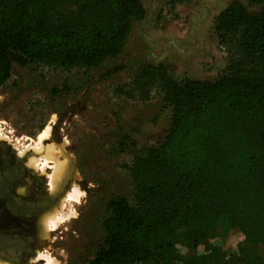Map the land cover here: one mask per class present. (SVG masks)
Wrapping results in <instances>:
<instances>
[{"label":"trees","instance_id":"obj_1","mask_svg":"<svg viewBox=\"0 0 264 264\" xmlns=\"http://www.w3.org/2000/svg\"><path fill=\"white\" fill-rule=\"evenodd\" d=\"M150 0H0V88L12 64L92 70L124 50ZM190 0H168L171 7ZM231 3L215 19L229 56L213 81H176L144 65L129 91H158L170 110L164 139L133 158L131 194L108 202L104 241L86 264H170L177 246L239 241L231 257L209 247L186 264H264V0Z\"/></svg>","mask_w":264,"mask_h":264},{"label":"rangeland","instance_id":"obj_2","mask_svg":"<svg viewBox=\"0 0 264 264\" xmlns=\"http://www.w3.org/2000/svg\"><path fill=\"white\" fill-rule=\"evenodd\" d=\"M233 2L249 13L262 8L249 6L247 0H190L175 7L168 0H150L143 3L145 18L132 25L121 55L96 69L12 64L11 78L0 88V139L18 154L27 149V162L38 158L33 171L47 176L49 184L51 164L42 173V158L32 148L39 133L51 125L50 140L43 145L61 147L60 160L66 158L71 166L66 193L73 183L84 192L81 203L74 205L76 217L48 233L32 263L46 264L40 254L57 264H86L92 259L104 241L106 205L131 194L127 167L164 139L170 122V110L158 91L145 101L132 96L134 75L141 66L163 65L176 81L217 79L229 56L217 44L214 22ZM238 236L232 231L225 239L200 242L194 249L177 246V259L170 264L207 255L209 247L231 257ZM256 253L264 258L263 249Z\"/></svg>","mask_w":264,"mask_h":264},{"label":"flooded vegetation","instance_id":"obj_3","mask_svg":"<svg viewBox=\"0 0 264 264\" xmlns=\"http://www.w3.org/2000/svg\"><path fill=\"white\" fill-rule=\"evenodd\" d=\"M27 158L0 139V258L10 264L32 263L42 239V217L58 204L61 190L49 189L48 177L26 165ZM39 262V261H38Z\"/></svg>","mask_w":264,"mask_h":264},{"label":"bare ground","instance_id":"obj_4","mask_svg":"<svg viewBox=\"0 0 264 264\" xmlns=\"http://www.w3.org/2000/svg\"><path fill=\"white\" fill-rule=\"evenodd\" d=\"M50 134L51 125H48L42 132L39 133L37 137V144L32 149L35 155H40L42 158L43 163L40 167L42 173L44 172V168L48 166V164H51L52 172L49 176V189L51 191H57L65 184L69 176L71 166L66 158L60 160L59 157L63 153L61 147H57L55 145H43V141L48 140L50 138ZM27 153V149H24L18 155L19 157H25ZM38 164V158H32L29 162H27L28 167L32 170L36 169ZM64 195L65 196L62 197L58 206H56L52 211L50 210V212L45 214L41 219L40 223L42 224L41 226H43L41 237L43 239L48 237L49 232L58 230L60 227L64 226L76 217L74 205H79L81 203V199L84 197V192L79 189V186L76 183H73L70 190ZM38 258H43L46 264H57V261L49 256L40 254L38 255ZM33 260L34 259L32 258V261ZM0 264L8 263L4 260H0Z\"/></svg>","mask_w":264,"mask_h":264},{"label":"water","instance_id":"obj_5","mask_svg":"<svg viewBox=\"0 0 264 264\" xmlns=\"http://www.w3.org/2000/svg\"><path fill=\"white\" fill-rule=\"evenodd\" d=\"M73 171L71 170L70 171V173H69V176H68V178H67V180H66V185H67V188H64L63 190H62V193L60 194V196H59V201H60V199L64 196V194L66 193V191H67V189H69V187H70V185H71V177L73 176V173H72ZM63 188V187H62ZM61 190V189H60Z\"/></svg>","mask_w":264,"mask_h":264},{"label":"built area","instance_id":"obj_6","mask_svg":"<svg viewBox=\"0 0 264 264\" xmlns=\"http://www.w3.org/2000/svg\"><path fill=\"white\" fill-rule=\"evenodd\" d=\"M132 161H133V159H132ZM132 161H131V163H132ZM130 166V165H129ZM130 180V179H129ZM130 184H131V182H130Z\"/></svg>","mask_w":264,"mask_h":264}]
</instances>
